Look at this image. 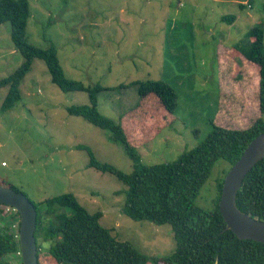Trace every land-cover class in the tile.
Returning <instances> with one entry per match:
<instances>
[{"label":"rangeland","instance_id":"rangeland-1","mask_svg":"<svg viewBox=\"0 0 264 264\" xmlns=\"http://www.w3.org/2000/svg\"><path fill=\"white\" fill-rule=\"evenodd\" d=\"M28 2V41L40 48L53 43L68 78L104 86L97 96L104 116L122 122L123 113L138 108L143 97L137 85L128 84L132 81L161 79L173 86L175 119L137 147L144 163L175 160L205 138L210 120L235 129L249 127L257 118L264 121L258 106L259 66L233 47L248 29L259 26L264 54V0ZM22 60L11 42L9 22L1 23L0 78ZM7 91V86L0 87V186L17 188L33 203L71 193L89 212H100L103 227L138 251L159 257L174 250L168 223L126 216L125 184L115 174L88 165L86 148L100 162L132 170L122 146L106 130L67 111L70 105L87 104L86 92L59 89L39 58L20 81L19 100L2 110ZM229 168L227 161H215L195 200L198 205L213 207L216 185ZM12 211L0 204V224L16 227L19 218L10 217ZM40 242L42 264H56L46 255L49 243Z\"/></svg>","mask_w":264,"mask_h":264},{"label":"trees","instance_id":"trees-1","mask_svg":"<svg viewBox=\"0 0 264 264\" xmlns=\"http://www.w3.org/2000/svg\"><path fill=\"white\" fill-rule=\"evenodd\" d=\"M28 17V0H0V24L9 22L11 42L23 56L12 73L0 78V87H8L1 109H9L19 100L20 81L35 58L44 61L51 81L59 89L86 92L87 104L70 105L67 111L106 130L109 139L122 146L131 160L132 170L123 172L110 163L100 162L86 148L90 156L88 165L115 174L125 184L122 212L126 216L155 224L168 223L175 241L170 254L150 257L103 227L99 222L100 212H89L73 194L63 193L39 203L32 202L36 209L34 236L38 264H42L39 253L43 247L39 238L49 243L45 248L46 255L56 264H264V242L238 238L226 228L219 211L226 170L216 185L213 207L204 208L195 201L215 161L223 159L229 166L234 164L247 144L264 131L263 119H255L244 129L222 127L210 120L209 132L194 147L173 161L146 164L137 147L148 142L158 128L171 125L175 119L177 95L173 86L161 79L128 83L137 85V93L143 100L138 108L122 114L119 118L122 122H115L101 114L97 107V96L104 86L99 83L85 86L81 81L68 78L53 43L40 48L28 41ZM227 18L232 19V16ZM233 47L259 66L258 106L260 113H264L262 29L259 26L248 29ZM123 86L127 84L118 87ZM236 205L249 216L264 220V157L244 177L236 194ZM13 215L19 218L18 212L12 211L10 217ZM17 236L18 222L16 227L0 224V264H14V260L22 264ZM6 255L13 259L5 260Z\"/></svg>","mask_w":264,"mask_h":264},{"label":"water","instance_id":"water-1","mask_svg":"<svg viewBox=\"0 0 264 264\" xmlns=\"http://www.w3.org/2000/svg\"><path fill=\"white\" fill-rule=\"evenodd\" d=\"M263 157L264 131L247 144L238 160L230 166L223 178L218 208L226 228L240 239L264 242V220L249 216L236 205V194L244 177ZM0 204L13 208L19 214L18 243L22 264H38L37 243L34 236L36 228L34 204L25 194L10 186H0Z\"/></svg>","mask_w":264,"mask_h":264},{"label":"clouds","instance_id":"clouds-1","mask_svg":"<svg viewBox=\"0 0 264 264\" xmlns=\"http://www.w3.org/2000/svg\"><path fill=\"white\" fill-rule=\"evenodd\" d=\"M13 209V208H12ZM14 210V209H13ZM15 211V210H14Z\"/></svg>","mask_w":264,"mask_h":264},{"label":"built area","instance_id":"built-area-1","mask_svg":"<svg viewBox=\"0 0 264 264\" xmlns=\"http://www.w3.org/2000/svg\"><path fill=\"white\" fill-rule=\"evenodd\" d=\"M18 237V236H17Z\"/></svg>","mask_w":264,"mask_h":264}]
</instances>
